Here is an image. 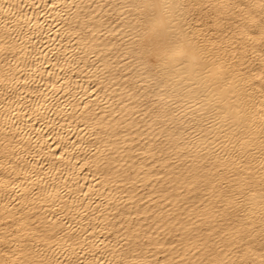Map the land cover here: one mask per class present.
<instances>
[{
	"label": "bare ground",
	"instance_id": "bare-ground-1",
	"mask_svg": "<svg viewBox=\"0 0 264 264\" xmlns=\"http://www.w3.org/2000/svg\"><path fill=\"white\" fill-rule=\"evenodd\" d=\"M0 264H264V0H0Z\"/></svg>",
	"mask_w": 264,
	"mask_h": 264
}]
</instances>
